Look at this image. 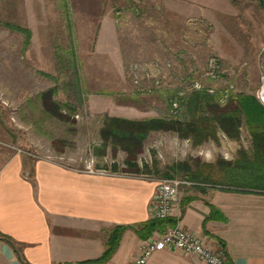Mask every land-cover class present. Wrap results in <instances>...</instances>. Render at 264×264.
<instances>
[{"label":"rangeland","instance_id":"obj_1","mask_svg":"<svg viewBox=\"0 0 264 264\" xmlns=\"http://www.w3.org/2000/svg\"><path fill=\"white\" fill-rule=\"evenodd\" d=\"M237 1L256 25L251 38L243 30L237 32L238 39H229L223 17L197 29L189 17H175L171 11L168 20L177 21L182 29L176 38L170 30L161 37L158 24L150 22L159 9L154 12L148 0L145 7L143 1L139 6L132 0L125 4L120 20L116 15L117 40L105 39L101 45L91 39L66 41L86 43V49L78 50L83 54L73 50L68 54L60 40L33 39L32 31L16 22V8L0 6V167L21 154L76 164L116 162L121 171L161 179L179 161L233 159L240 147H250L246 130L239 140L219 137L199 146L173 131H153L138 154L130 155L123 146L104 142L101 128L106 117L118 114L184 118L181 99L195 90L218 91L222 102L231 91L258 94L264 8L260 0ZM111 11L117 14L115 4ZM213 59L218 65L211 73ZM50 89L53 95L48 94L46 101L42 94ZM128 158L141 167H127ZM146 164L154 168L145 171Z\"/></svg>","mask_w":264,"mask_h":264},{"label":"crops","instance_id":"obj_2","mask_svg":"<svg viewBox=\"0 0 264 264\" xmlns=\"http://www.w3.org/2000/svg\"><path fill=\"white\" fill-rule=\"evenodd\" d=\"M131 1L0 0V6L16 8V22L29 28L33 39L60 40V47L68 54L73 53L71 50L83 54L78 50L86 49V43L66 41L91 39L101 45L105 39L117 40L116 15L120 20L121 11ZM135 1L139 6L143 1L144 7L147 3ZM148 1L154 12L156 7L159 9L160 16L150 22L158 24L160 36L170 30L176 38L182 29L177 21L168 20V11L175 17H189L197 29L205 23L213 25L223 17V29L232 40L238 39L237 32L246 31L248 39L257 30L239 1ZM114 4L117 14L111 11ZM116 45L118 49L117 41ZM113 116L139 118L130 114ZM220 137L227 138L224 134ZM112 164H76L21 154L5 161L0 167V232L11 242L0 238V264L94 262L102 258L118 226L125 228L112 254L88 264H135L147 240L137 227L154 219L152 207L159 179L121 171L119 163ZM177 202L183 226L204 238L212 248L224 249L230 264H264V192L183 187ZM145 264L204 263L169 248L155 251Z\"/></svg>","mask_w":264,"mask_h":264},{"label":"trees","instance_id":"obj_3","mask_svg":"<svg viewBox=\"0 0 264 264\" xmlns=\"http://www.w3.org/2000/svg\"><path fill=\"white\" fill-rule=\"evenodd\" d=\"M260 3L264 8V0H260ZM11 27L20 29L18 26L12 25ZM48 94L52 96L53 90L43 92L42 95L46 101ZM226 97L223 96L224 102H222L218 91L206 89L192 91L181 99V105L186 110L184 118L130 119L108 116L101 128V135L104 142L112 143L114 146H123L128 154L137 155L139 147L153 131H173L181 138L191 140L193 145L199 146L207 141H219L221 134L229 139L239 140L242 130H246L250 136V147H240L233 159L219 157L213 162L179 161L171 165L170 170L166 171L164 176L190 179L197 183L193 187L201 191H205L208 187H219L264 192V104L257 93L231 91ZM133 158L126 159V166L131 169L140 168L138 161ZM116 164L114 162L112 165ZM150 167L153 166L146 164L142 168L146 171ZM176 174L184 175L176 176ZM212 213L214 214V207ZM175 223L176 220L173 218L150 219L137 227V230L143 238H148L155 231L162 232L174 226ZM124 228V226L116 228L108 242V248L99 260H104L112 254ZM0 238L11 242V239L1 232ZM97 261L76 264L96 263Z\"/></svg>","mask_w":264,"mask_h":264},{"label":"built area","instance_id":"obj_4","mask_svg":"<svg viewBox=\"0 0 264 264\" xmlns=\"http://www.w3.org/2000/svg\"><path fill=\"white\" fill-rule=\"evenodd\" d=\"M214 61V62H213ZM217 62V63H215ZM218 61H211V73L216 71ZM213 67V68H212ZM258 97L264 104V57L262 59L261 85ZM95 172V169H90ZM197 183L182 177H165L159 179L157 191L152 207L154 219L176 220L174 226L162 232H154L147 238L140 250L135 264H145L150 256L158 250L169 248L179 249L189 255L197 257L204 264H230L224 249H214L207 245L204 238L197 236L182 224V212L177 205L178 193L183 187H193Z\"/></svg>","mask_w":264,"mask_h":264}]
</instances>
